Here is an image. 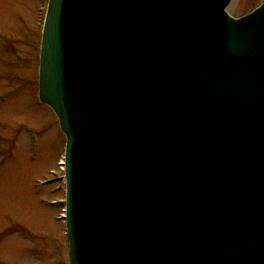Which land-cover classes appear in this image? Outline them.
I'll return each mask as SVG.
<instances>
[{"label":"water","instance_id":"95a60500","mask_svg":"<svg viewBox=\"0 0 264 264\" xmlns=\"http://www.w3.org/2000/svg\"><path fill=\"white\" fill-rule=\"evenodd\" d=\"M231 1L48 0L71 264H264V4Z\"/></svg>","mask_w":264,"mask_h":264},{"label":"rangeland","instance_id":"374dc122","mask_svg":"<svg viewBox=\"0 0 264 264\" xmlns=\"http://www.w3.org/2000/svg\"><path fill=\"white\" fill-rule=\"evenodd\" d=\"M48 0H0V264H70L65 136L38 97ZM264 0H232L242 17Z\"/></svg>","mask_w":264,"mask_h":264}]
</instances>
